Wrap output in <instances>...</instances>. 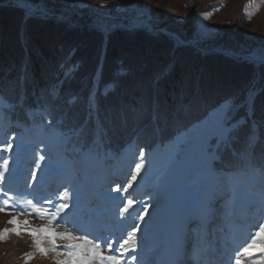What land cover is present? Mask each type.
I'll return each mask as SVG.
<instances>
[{"label":"trees","instance_id":"1","mask_svg":"<svg viewBox=\"0 0 264 264\" xmlns=\"http://www.w3.org/2000/svg\"><path fill=\"white\" fill-rule=\"evenodd\" d=\"M226 100L239 104L232 122L238 126L227 142L214 136L199 150V178L206 181L211 200L231 196L225 204L232 226L249 231L264 210V64L207 55L164 34H103L36 13L27 17L19 6L0 3V148L17 146L9 154L0 151V176L10 186L4 159L25 162L24 149L38 142L36 131L45 130L50 142L69 132L63 145L50 149L52 160L68 169L60 183L78 210L88 211L91 203L104 208V187L141 161L147 175L160 176L173 159L175 141ZM246 150L249 156L240 161L238 153ZM67 155L78 159V170ZM183 174L170 175L166 186L174 188ZM154 184L159 186L158 179L142 181L139 196ZM247 197L250 205L240 209ZM167 210L166 194L152 214V229L162 224ZM192 232L198 243H208L206 231Z\"/></svg>","mask_w":264,"mask_h":264},{"label":"rangeland","instance_id":"2","mask_svg":"<svg viewBox=\"0 0 264 264\" xmlns=\"http://www.w3.org/2000/svg\"><path fill=\"white\" fill-rule=\"evenodd\" d=\"M4 2L19 6L27 17L39 14L36 9L46 8L48 15H39L85 24L103 34L114 30L164 34L184 47H193L207 55H229L264 64V0H0V3ZM51 91L53 98L56 97L57 85ZM235 104V109L230 113V124L240 108L238 103ZM93 105V95H90L87 105L89 114ZM218 108L188 128L175 141L173 159L160 176H149L142 168L136 180L131 181L137 164L134 163L126 176L104 187L101 194L104 208H95L91 203L88 211L78 210L74 204L75 199L68 197L67 188L60 183L68 169L60 160L54 162L51 156L53 145H63L70 133L59 134L50 142L45 130L36 131L37 144L24 149L29 153L27 160L9 161L8 177L11 186L4 178L0 179V207L4 206L5 199L9 200L7 211L0 212V231L8 230L6 237L0 239V264H57L59 261L70 260L67 245L82 243L84 237L93 244H99V250L109 255L112 253H109L104 242L111 243L113 252H116L119 247L117 241L126 239L137 225L139 228L134 237L136 251H128L121 264H235L237 259L242 264H259L264 258L259 244L250 255L244 254L242 250L248 246L260 226L264 225V210L249 231L243 227L236 230L228 216L227 202L225 204L226 199H232L231 196L224 194L222 198L211 200L206 181L199 178L203 175V165L197 161L196 156L215 136L207 133ZM9 144L12 149L3 151L6 154L17 150V146ZM87 145L92 153L94 146L91 140ZM249 154L250 151H240L239 160L244 161ZM41 155L45 157L43 161L40 160ZM66 157L74 169L80 168L77 158L70 155ZM180 170H184L181 181L174 188H168L166 179ZM154 178L158 179L159 186L154 184L152 190L139 196L140 183H152ZM187 179H194L201 185L186 184ZM130 181L131 187L124 192L123 189ZM117 186L119 190L114 191ZM222 188L223 193H228L225 186ZM73 190L77 193L75 187ZM166 194L168 212L162 224L152 229V214ZM62 195L63 202L68 203L69 207L56 216L51 225L47 216L41 219L27 204V200L31 199L37 207L52 213L55 212V205L62 202ZM129 197L135 203L127 213L121 215L120 209ZM250 202L247 197L239 204L240 209L248 207ZM141 213L144 215L143 220L139 219ZM13 218L17 219V225L7 223ZM17 226L21 229L19 235L12 231ZM44 227H52L60 233L72 232L81 239H55L49 243L44 234L34 238L28 231ZM194 228L206 231L207 244L198 243L192 232ZM34 240H40V247L47 249L46 254L37 249ZM53 243L56 245L55 250ZM116 255L119 256V253L116 252ZM133 256L136 260L131 261ZM26 257L30 258L26 260Z\"/></svg>","mask_w":264,"mask_h":264},{"label":"snow or ice","instance_id":"3","mask_svg":"<svg viewBox=\"0 0 264 264\" xmlns=\"http://www.w3.org/2000/svg\"><path fill=\"white\" fill-rule=\"evenodd\" d=\"M31 11V10H30ZM36 12H38L41 15H48V10L46 8L44 9H36ZM205 19L208 18L207 15L204 17ZM254 93L250 92V98ZM236 104L233 101H228L226 100L225 103L216 110V112L213 115V123L208 131L207 134L209 135H215L218 136L221 141L227 142L230 138V134L233 133L239 122L235 123H229L231 120L230 113L235 109ZM12 145L8 144L2 148H0V151H11ZM141 158L144 157V152H140ZM45 157L43 155L40 156V160L43 161ZM9 164V160L4 159L2 167L7 170ZM143 161L141 163H137L135 166V172L133 173L131 177V181H135L137 178V175L140 173L141 169L143 168ZM35 177V173H33V178ZM3 177L0 176V179ZM131 181L129 182L128 186L125 187L123 190L124 192H127L128 187H131ZM119 186H117L114 191H118ZM60 200L62 201L61 203L55 205V212L48 213L46 210L42 207H37L31 199L27 200V204L34 210L36 214L41 219H44L46 216L48 217V223L51 225L53 223V220L55 219L56 216H58L64 209L69 207V204L66 202H63L64 196L62 195L60 197ZM134 200L132 198H127L126 203L124 204V207L120 209L121 215L124 213H127L129 208L133 206ZM3 207H0V212H5L7 211V207L9 205V200L5 199L3 201ZM144 211H147V208L144 209ZM140 220L144 219L143 213L140 214L139 216ZM8 224H13L17 225V219L13 218L8 220ZM25 224L28 222L25 220ZM139 225L135 226L133 231L128 235L126 239H123L122 241H117L119 244L118 249H116V252L119 253V256L116 255V252H113V245L108 242H104L107 245V249L109 251V255L103 254L99 248V244H93L91 240L87 239L86 237L83 238L82 243H70L67 245V255L69 256L70 260H65V261H59L57 264H121V260L123 256L128 252L136 251L135 247V233L138 230ZM13 232H15L17 235L20 234L21 229L17 226L12 229ZM30 234L33 235L35 238L38 234H44V237L47 239L49 243H52L55 239H65L68 241H73L76 239H81V237H77L72 234V232L68 233H60L56 231V229L52 227H44V228H39V229H29L28 230ZM8 233L7 229H4L0 231V239H3L6 237ZM37 249L42 253L46 254L47 249L40 247V240H34ZM259 244V250L264 252V225H261L259 230L255 233L253 236L251 242L248 244L247 247L243 248L242 252L244 254H251L256 248L257 245ZM53 250H55L56 245L53 243L52 244ZM30 257H26V260ZM131 261L136 260V257L133 256L130 258ZM235 264H242V261L240 259H237ZM259 264H264V258L261 259Z\"/></svg>","mask_w":264,"mask_h":264}]
</instances>
